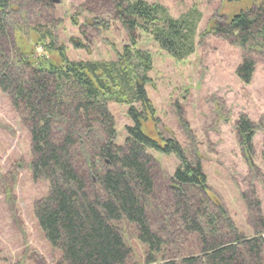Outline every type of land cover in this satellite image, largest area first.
I'll return each mask as SVG.
<instances>
[{
    "label": "trees",
    "instance_id": "obj_1",
    "mask_svg": "<svg viewBox=\"0 0 264 264\" xmlns=\"http://www.w3.org/2000/svg\"><path fill=\"white\" fill-rule=\"evenodd\" d=\"M61 3L0 0V90L29 130L34 178L48 183L35 215L61 253L55 264H127L131 248L121 223L134 227L146 246V263L158 260L175 232L171 217L154 200L157 162L149 151L179 160L167 185L173 202L163 207H174L186 235L195 236V249L180 264H263L262 212L257 211L256 236L244 237L223 204L209 195L201 162L190 160L176 140L158 134L160 141L145 130L149 119L156 122L147 91L153 56L138 46V33L182 61L196 51L201 11L194 7L174 18L162 4L146 0H87L106 7L105 15L121 23L128 42L114 59L71 60L54 27L41 22L43 16L53 22L54 7ZM107 22L100 23L105 30ZM213 28L242 49L236 73L249 83L256 70L252 53L264 51V0ZM73 44L81 47L79 41ZM110 102L128 106L132 125L123 144L116 143ZM237 129L250 159L253 124L241 117ZM262 158L264 166V153ZM227 224L229 233L223 235Z\"/></svg>",
    "mask_w": 264,
    "mask_h": 264
},
{
    "label": "rangeland",
    "instance_id": "obj_2",
    "mask_svg": "<svg viewBox=\"0 0 264 264\" xmlns=\"http://www.w3.org/2000/svg\"><path fill=\"white\" fill-rule=\"evenodd\" d=\"M146 1L162 4L174 18L196 7L202 19L196 51L182 61L162 50L150 36L138 33V46L153 56L147 91L156 122L155 117L149 119L145 130L153 137L159 134L176 140L190 160H199L209 195L223 204L240 234L254 237L257 211L264 216V51L252 53L256 70L249 83L243 82L236 73L242 49L215 33L213 26L217 22L224 26L233 13L262 0ZM90 4L87 0H62L51 15L54 23L45 21V16L41 22L54 27L58 45H63L71 60L114 59L128 42L127 33L117 19L107 18L105 6ZM101 21H108V30L101 27ZM25 38L29 46L27 34ZM73 41H79L81 47L76 48ZM108 108L115 121L116 143L123 144L126 127L132 125L128 106L110 102ZM241 117L249 119L254 127L251 161L237 129ZM149 154L157 162L154 200L171 217L175 232L151 264H180V259L195 249V236L186 235L174 207H163L165 202H173L167 185L179 160L173 154ZM31 161L29 130L0 90V264H55L61 257L45 238L35 215V204L47 194L48 183L34 178ZM120 226L131 248L127 264H147L146 246L137 238L134 227L125 223ZM224 233H229L228 224L222 228Z\"/></svg>",
    "mask_w": 264,
    "mask_h": 264
}]
</instances>
